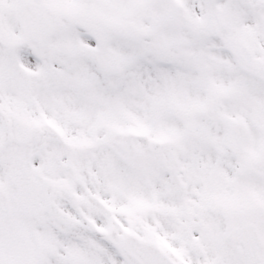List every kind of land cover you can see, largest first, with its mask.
<instances>
[{
    "label": "snow or ice",
    "instance_id": "1",
    "mask_svg": "<svg viewBox=\"0 0 264 264\" xmlns=\"http://www.w3.org/2000/svg\"><path fill=\"white\" fill-rule=\"evenodd\" d=\"M0 264H264V0H0Z\"/></svg>",
    "mask_w": 264,
    "mask_h": 264
}]
</instances>
